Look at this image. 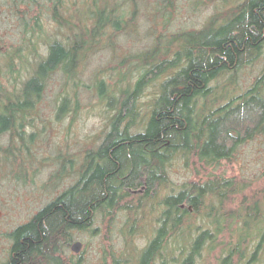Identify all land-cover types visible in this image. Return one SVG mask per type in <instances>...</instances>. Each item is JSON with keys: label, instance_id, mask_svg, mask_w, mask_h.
Returning <instances> with one entry per match:
<instances>
[{"label": "trees", "instance_id": "trees-1", "mask_svg": "<svg viewBox=\"0 0 264 264\" xmlns=\"http://www.w3.org/2000/svg\"><path fill=\"white\" fill-rule=\"evenodd\" d=\"M184 2L188 14L210 9L201 26L172 29L181 0H0V175L16 164L17 172L39 170L28 150L50 139L51 118H75L86 104L83 89L111 110L103 141L84 152L78 169L68 166L73 153L58 154L51 179L75 173V181L9 232L1 264H79L67 253L104 204L111 264H264V165L239 177L222 169L242 144L264 136V56L247 87H230L236 71L264 52V0ZM139 15L152 22L145 36ZM129 31L143 45L112 67L126 69V86L100 72L83 82L90 55L108 46L116 55L115 37ZM112 94L116 101L108 102ZM177 154L191 162L192 177L166 193ZM137 180L146 192L124 201ZM122 213L136 227L157 222L145 245L126 225L113 240Z\"/></svg>", "mask_w": 264, "mask_h": 264}, {"label": "rangeland", "instance_id": "rangeland-1", "mask_svg": "<svg viewBox=\"0 0 264 264\" xmlns=\"http://www.w3.org/2000/svg\"><path fill=\"white\" fill-rule=\"evenodd\" d=\"M180 5H182V8L179 12V15L173 21L172 29L174 30H179L189 26L199 27L202 25L207 15L210 14V9H206L197 14H188V12H185L186 5L184 0H181ZM1 15L3 16L2 12L0 11V17ZM138 21L140 25L139 34L145 36L146 29H144V27L146 28V25H149L150 27L152 22L148 21V18L145 15H139ZM115 41V47L117 50L116 55L114 54L111 46H108L104 49L98 48L90 55L88 62L85 65L83 74V82H85L87 85L91 83L88 77L92 73L94 74L100 72L105 78L106 82L114 83L116 81L115 78L122 79V87L126 86L127 80L124 78V75L127 74L126 69H124L121 73H118L112 67L117 65L118 60L122 59V57L130 50H134L137 47L142 46L143 42L133 31L118 35L115 37ZM262 56H264V52L257 60L250 64L244 65L236 71L235 77L233 79L234 83L230 84L233 92H241L243 88L247 87L253 81L263 65ZM134 80L135 78H132V83ZM161 80L162 77L158 78L156 83ZM223 80L224 78H222V81ZM149 87L155 88V86ZM91 90V88L82 90L83 101L86 104L83 105L74 119L71 118L70 114H65L64 116L61 114L62 117L59 119L51 118L53 119V124L49 125V129L51 130L53 127L54 128L49 132L50 139L44 140L46 137L40 138V140L35 142L28 150L29 158L33 157L31 153L36 157H33V159H36L34 165L38 166L39 170L33 172L30 168L27 169L26 167H22L17 172L18 165L16 164L10 167L14 168L10 169V172L11 174L13 173V176L10 175L9 170V174H7L5 171V177L0 175V264L6 260L8 255V249L11 244V239L8 236L9 232L19 223L28 220L47 201L54 198L59 192L75 181V173H73L71 176H67L65 174L66 176L63 180H57L58 184L54 183L53 179H51V173L60 164L58 154L65 152L73 153V160L71 163H68V166L71 170L75 171L81 164L80 162L84 160V152L86 153L87 150L95 148L98 143L103 141L104 135L108 131V128H106L105 131H101V129L104 125H108L107 116L111 114V110L105 103L99 104V100L96 96L92 95ZM117 90V86L111 89L112 93L116 92ZM111 96L112 97H108L107 101H116L117 94H112ZM51 97L52 94L47 96L46 104ZM221 100L222 98L220 96V99L217 100L216 103L221 102ZM44 111V116H52V111L49 107H44ZM44 157L46 159H43ZM30 162L32 163V158ZM27 164L29 166L31 165L30 163ZM263 165L264 136H261L257 139L250 140L242 144L239 147V152L236 159H234V161L229 164H223L222 169H225L227 172L229 171L230 175L233 174L239 177V175H254L260 171ZM171 168V182H168V191L170 189L172 191V185L178 187L181 182L192 177L193 173L191 162L190 164L187 162L185 163L181 156L179 158V154H177L175 157L173 156ZM15 173H17L16 176L18 177H14ZM127 174L128 173L126 172V175ZM138 183L139 181L137 180L135 184ZM120 191L121 190L118 189V201H120ZM128 193L129 194L124 199V201H136L138 194L143 193V191L140 190L139 193L128 191ZM157 204L154 207H156ZM102 211L103 213L109 212L106 204L102 205ZM99 212H101V210H99ZM146 213L147 218H149V210H147ZM102 217L104 218V216L99 214L97 217V222L92 224L91 227L94 228V230L76 232L74 241L80 240L82 242L81 252L83 255L79 259V257L75 255V252L71 250L69 253H67L68 258L78 261L79 264H102L103 251L107 249L106 258L103 261L107 264L110 262L108 246L111 244V239H108L107 236L109 217H107V220L102 219ZM116 220V224L115 226L113 225L112 228V236L115 242H117L121 236L120 231L118 233L119 228L125 225L126 226L124 227L123 231L126 233V229L129 226H132L131 228L134 229L132 237L134 243L138 246L144 245V243L146 244L148 238L152 236L149 235L151 233L150 224L151 221L154 222L155 220L150 221L148 219L147 224L144 222L146 225L142 227H139V225H137V227L130 225L131 221L125 223V221H127V216H125L123 213L120 214ZM95 227L97 228L95 229ZM136 263L137 261L135 258H132L129 262V264ZM159 263L160 262H153L150 264Z\"/></svg>", "mask_w": 264, "mask_h": 264}, {"label": "flooded vegetation", "instance_id": "flooded-vegetation-1", "mask_svg": "<svg viewBox=\"0 0 264 264\" xmlns=\"http://www.w3.org/2000/svg\"><path fill=\"white\" fill-rule=\"evenodd\" d=\"M170 167H171V163H170ZM126 188H128V189H130V191H133V192H136V193H139L140 190H142L143 193H145V192H146V189H147V185H146L145 183L139 185V183H138V184H134V185H132V186L127 185ZM118 189H119V190H121V189L124 190V185H123V186H119ZM165 192H166V193H171V189L168 191V189L165 188ZM139 194H141V193H139ZM155 205H156V203H155ZM158 206H159V207H162V203H161L160 205H158ZM98 212H99V210H95V211L93 212V214H92V216H91V224H94V223L97 222V217H98L99 214H101V216H104V218L102 217V219L107 220V214H105L106 212H104V213H103V211H101V212H99V213H98ZM145 222H146V224H147V221H145ZM154 224L157 225L156 222H155ZM96 228H97V227H95V229H96ZM87 230L92 231V230H94V228L90 227V228H88ZM149 235H152V234L150 233ZM146 243H147V242H146ZM83 245H84V243H83ZM144 245H145V243H144ZM80 254H81V252H79V253H75L76 256H78V255H80ZM105 258H106V252L103 251L102 264L104 263L103 260H104ZM161 263H162V262H160V264H161Z\"/></svg>", "mask_w": 264, "mask_h": 264}, {"label": "water", "instance_id": "water-1", "mask_svg": "<svg viewBox=\"0 0 264 264\" xmlns=\"http://www.w3.org/2000/svg\"><path fill=\"white\" fill-rule=\"evenodd\" d=\"M71 248L74 252L79 253L82 248V242L80 240H76L72 243Z\"/></svg>", "mask_w": 264, "mask_h": 264}]
</instances>
